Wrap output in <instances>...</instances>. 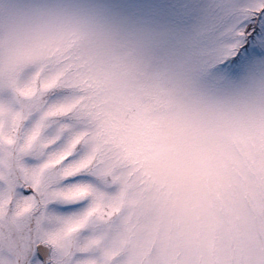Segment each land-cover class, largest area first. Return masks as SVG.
I'll return each instance as SVG.
<instances>
[{
  "label": "snow or ice",
  "instance_id": "snow-or-ice-1",
  "mask_svg": "<svg viewBox=\"0 0 264 264\" xmlns=\"http://www.w3.org/2000/svg\"><path fill=\"white\" fill-rule=\"evenodd\" d=\"M0 64V264H264V0H28Z\"/></svg>",
  "mask_w": 264,
  "mask_h": 264
},
{
  "label": "rangeland",
  "instance_id": "rangeland-1",
  "mask_svg": "<svg viewBox=\"0 0 264 264\" xmlns=\"http://www.w3.org/2000/svg\"><path fill=\"white\" fill-rule=\"evenodd\" d=\"M28 0H0V18L5 15V7L7 6L10 10H17L24 4H26ZM69 3H77V4H88V3H98L102 2V0H67ZM39 22L30 21L23 17L19 20V28H18V44L20 47L25 49H30L33 46V34L34 29ZM42 57L38 54H32L25 56L20 62V70L28 67L33 64H37L41 61ZM4 68L3 65L0 64V75H3ZM44 87L48 86V83L43 84ZM33 89H30V91ZM238 99L247 102L249 104H254L255 100L251 96H241Z\"/></svg>",
  "mask_w": 264,
  "mask_h": 264
}]
</instances>
